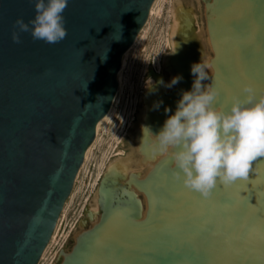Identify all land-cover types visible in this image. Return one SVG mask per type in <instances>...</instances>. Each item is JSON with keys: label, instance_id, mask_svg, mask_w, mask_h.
<instances>
[{"label": "bare ground", "instance_id": "1", "mask_svg": "<svg viewBox=\"0 0 264 264\" xmlns=\"http://www.w3.org/2000/svg\"><path fill=\"white\" fill-rule=\"evenodd\" d=\"M157 2L152 3L150 14L154 13ZM208 7L210 38L216 52L207 70L208 85L219 90L218 104L226 108L232 97L243 98L244 85H250L258 98L264 93V0H215ZM194 18L193 8H186L179 1L170 35L175 52L165 56L169 71L165 82L177 74L183 79L171 88L159 84L148 86L142 96L138 121L131 136L142 150L141 158L136 161L138 165L161 154L153 151L154 137L147 132L142 137L141 125H149L155 134L166 116L175 110L181 90L191 88L194 76L190 66L197 62L196 52L200 49L195 40L188 38ZM134 42L124 52L117 71L119 86L114 100L123 88L124 70ZM155 88L156 91L148 94ZM157 100L163 103L159 109L151 110L153 101ZM113 105L98 121L96 137L102 121L112 115ZM165 107L170 111L166 113ZM96 137L87 148L85 159ZM162 154L145 178L131 177L146 193L148 218L152 222L148 219L138 224L143 221L140 219L142 205L135 191H127L125 201L121 202L106 185L109 179L116 183L133 168V158L120 154L110 161L90 211L93 216L102 204L104 214L94 228L77 235V244L72 252L65 254L63 264H78L77 260L89 264L81 261L85 254L83 247L99 235L107 238V244L102 240L89 243L92 248L96 247L97 264H264V157L252 162L246 178L226 185L217 183L205 196L184 186L175 175L170 156ZM61 219L60 215L52 237Z\"/></svg>", "mask_w": 264, "mask_h": 264}, {"label": "water", "instance_id": "2", "mask_svg": "<svg viewBox=\"0 0 264 264\" xmlns=\"http://www.w3.org/2000/svg\"><path fill=\"white\" fill-rule=\"evenodd\" d=\"M153 2L69 0L67 35L46 44L12 40L34 0H0V264L39 263ZM90 242L81 261L97 264Z\"/></svg>", "mask_w": 264, "mask_h": 264}, {"label": "clouds", "instance_id": "3", "mask_svg": "<svg viewBox=\"0 0 264 264\" xmlns=\"http://www.w3.org/2000/svg\"><path fill=\"white\" fill-rule=\"evenodd\" d=\"M68 3L34 0V16L27 22L22 17L14 21L13 42L19 43L20 32H30L34 40L46 44L62 41L67 35L63 13ZM209 67L202 58L190 66L194 76L190 90H181L175 110L155 134L149 125H141L142 137L145 132L154 137L153 151L170 156L177 179L205 196L217 183L226 185L246 178L252 162L264 157V93L257 98L253 88L244 85L243 98L232 97L226 108L221 107L219 90L202 85L209 79ZM182 79L177 74L168 82L160 78L156 84L171 88ZM162 103L153 101L151 110L159 109ZM169 111L165 107V112Z\"/></svg>", "mask_w": 264, "mask_h": 264}, {"label": "rangeland", "instance_id": "4", "mask_svg": "<svg viewBox=\"0 0 264 264\" xmlns=\"http://www.w3.org/2000/svg\"><path fill=\"white\" fill-rule=\"evenodd\" d=\"M179 1L186 8H193L195 12L188 38L195 40L196 46L200 48L196 52L197 62L202 58L212 66L216 52L210 38L208 5L215 0H158L154 13L149 15L128 55L124 70V85L116 100L113 101L114 111L108 119L102 121L96 142L89 157L84 159L81 165L72 193L61 213L62 219L56 235L51 238L45 256L41 257L38 264H63L65 254L72 252L77 244V235L83 231H89L98 224L105 212L103 205L100 204L93 216L90 211L95 196L103 185L110 161L121 155H129L133 158L135 161L133 168L127 176L118 179L116 183L109 179L106 185L114 193L115 199L121 202L125 201L127 191H135L142 205L140 219L142 218L143 221L138 224L146 223L148 219L152 222L148 218L150 210L146 193L134 184L131 177L145 178L151 165L163 154H157L150 160L151 162L138 165L136 161L141 158L142 150L138 148L131 136L138 121L137 114L140 112L142 103L140 100L146 93L147 87L155 85L160 78L165 81L169 74L165 56L172 51L170 35L174 25V10L179 6ZM204 83L208 85V80ZM151 146L150 144L149 147ZM169 160L172 165L171 158ZM127 221L128 219L125 220Z\"/></svg>", "mask_w": 264, "mask_h": 264}]
</instances>
